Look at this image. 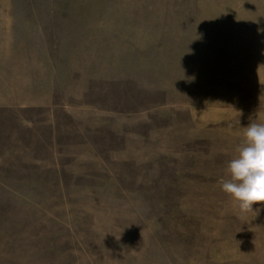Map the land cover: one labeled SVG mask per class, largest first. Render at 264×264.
<instances>
[{
    "label": "rangeland",
    "instance_id": "rangeland-1",
    "mask_svg": "<svg viewBox=\"0 0 264 264\" xmlns=\"http://www.w3.org/2000/svg\"><path fill=\"white\" fill-rule=\"evenodd\" d=\"M252 123L264 0H0V264H264Z\"/></svg>",
    "mask_w": 264,
    "mask_h": 264
},
{
    "label": "clouds",
    "instance_id": "clouds-1",
    "mask_svg": "<svg viewBox=\"0 0 264 264\" xmlns=\"http://www.w3.org/2000/svg\"><path fill=\"white\" fill-rule=\"evenodd\" d=\"M236 155L228 162L226 178L219 181L221 190L238 202L242 212L254 211L253 204H264V123L245 127Z\"/></svg>",
    "mask_w": 264,
    "mask_h": 264
}]
</instances>
